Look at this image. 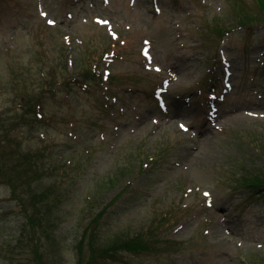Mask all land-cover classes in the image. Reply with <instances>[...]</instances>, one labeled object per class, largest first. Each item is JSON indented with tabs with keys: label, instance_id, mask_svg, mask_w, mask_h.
Masks as SVG:
<instances>
[{
	"label": "rangeland",
	"instance_id": "obj_1",
	"mask_svg": "<svg viewBox=\"0 0 264 264\" xmlns=\"http://www.w3.org/2000/svg\"><path fill=\"white\" fill-rule=\"evenodd\" d=\"M255 1L0 0V118L22 117L12 147L44 157L35 188L60 197L31 226L0 172V264H77L108 204L104 232L171 217L163 250L102 264H264V188L243 181L264 175V24L234 6L263 21Z\"/></svg>",
	"mask_w": 264,
	"mask_h": 264
},
{
	"label": "trees",
	"instance_id": "obj_2",
	"mask_svg": "<svg viewBox=\"0 0 264 264\" xmlns=\"http://www.w3.org/2000/svg\"><path fill=\"white\" fill-rule=\"evenodd\" d=\"M255 2L258 8L257 11L259 13H264V0H256ZM244 5L245 2H243V4L238 2L234 3V6L238 8V23L242 27L254 28L257 23L264 24V19L263 21H254L258 20L257 17H253V13L248 12L244 8ZM214 28H219L220 32L218 34L223 36H226V34L231 31V29L225 25L223 27L214 26ZM106 54L107 53H105V55ZM88 72L89 73L86 74L84 73L86 78L91 77V70ZM81 83L83 82L81 81ZM28 100L30 106L27 107V110L37 112V107L40 105L39 97L33 98L32 96H28ZM9 118H11L12 121L10 122L12 124L7 125L6 120ZM21 118L22 117H19L13 120V117H8L2 121L0 118V172L5 173V168L7 172L10 170L8 173L10 179L8 181L12 187H14L16 194L19 187L22 188V192H19V196L17 197L23 204L24 212L26 213L28 221L31 223V226L33 225L35 227L39 222L40 224L38 225L42 226V220L49 219L47 216L50 213L51 206L52 204L55 205L53 198L57 201V199L60 200V197H56L57 194H50V189L39 191L35 188V182L39 179L38 177H41L42 175L40 174V170L44 168L45 161L42 159L44 157L38 154L37 151L30 150V152H26L23 149H18L14 146L12 147L13 143L9 136V132L15 129L16 126H19ZM11 125L14 126L9 129ZM7 144H9V148L11 146L10 155H8L9 150L6 149ZM152 159L154 160L153 157ZM150 163L151 158H149L148 161H145L141 168L145 169ZM248 174L250 176L244 177L243 181L245 183L244 185L249 187L248 189H250V191L264 188V175L262 172L258 174L257 172L249 171ZM32 201L33 209L31 210ZM107 206L109 207V204L102 207L96 214H94L91 218V222H89V225H87L84 233L81 235L78 244L79 250L77 253V264H100L102 261L106 260L107 256L124 250L133 253L163 250V247L158 245L159 243H157V240L152 238V233L158 228L162 229V226L164 227V225L168 223L167 219L168 217H171L170 212L167 211L164 213L160 219L156 221L153 227L145 228L142 226L138 231L127 233V236L123 232L116 234L100 230L102 218L107 212ZM35 216L37 218H35ZM48 223L50 225L52 221L48 220ZM100 243L104 244L101 245Z\"/></svg>",
	"mask_w": 264,
	"mask_h": 264
},
{
	"label": "snow or ice",
	"instance_id": "obj_3",
	"mask_svg": "<svg viewBox=\"0 0 264 264\" xmlns=\"http://www.w3.org/2000/svg\"><path fill=\"white\" fill-rule=\"evenodd\" d=\"M50 23H51V21H50Z\"/></svg>",
	"mask_w": 264,
	"mask_h": 264
}]
</instances>
